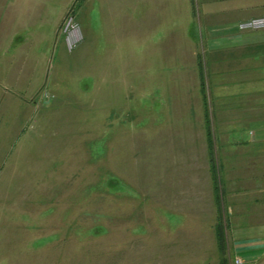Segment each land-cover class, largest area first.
Listing matches in <instances>:
<instances>
[{
  "label": "rangeland",
  "instance_id": "1",
  "mask_svg": "<svg viewBox=\"0 0 264 264\" xmlns=\"http://www.w3.org/2000/svg\"><path fill=\"white\" fill-rule=\"evenodd\" d=\"M176 2L169 21L136 32L133 0H73L44 79L11 80L9 93L0 79V264H264V250L252 261L237 250L246 229L264 230L252 203L264 181H242L264 157L245 128L247 92H227L249 70L230 42L255 40L264 28L241 25L264 13L221 32L240 18L218 8L227 1ZM86 20L121 38L86 42ZM213 241L217 256L183 253Z\"/></svg>",
  "mask_w": 264,
  "mask_h": 264
},
{
  "label": "crops",
  "instance_id": "2",
  "mask_svg": "<svg viewBox=\"0 0 264 264\" xmlns=\"http://www.w3.org/2000/svg\"><path fill=\"white\" fill-rule=\"evenodd\" d=\"M72 1L73 0H0V79L8 78V93L12 92L11 87H9L11 85V83H9L11 80L44 79L46 74V61L54 46L56 29L64 17L67 7ZM87 1L98 2L99 0ZM133 1V15H136V18L137 15L143 16V19L140 21L136 19L133 21L136 32L153 28L160 23L162 18H164L165 21H169L174 14L173 0H165V11L161 14L157 7V2L159 0ZM176 1L177 4H180L181 9L184 8L187 12L189 11V0ZM222 1L227 2H223L224 6L222 5L218 8H222L223 10L226 9V11H224L225 15H236L240 16V18H235L233 21H231V19L228 23L226 22L219 25L218 27L221 29V32L231 31L232 25L234 27L236 21L247 20L264 13V0ZM146 7L152 8L147 11L143 9ZM85 12H87L92 19L89 10L86 9ZM144 17L149 18L146 19L148 20L147 25ZM91 21L86 20L85 23L81 22V28L86 42L89 40L99 42L98 32L102 33V40L104 41H108L109 39L111 41L118 40L121 38L120 35H111L109 32L110 29L107 27L104 30L102 27L91 25ZM215 30L216 29H214V31ZM251 34L252 33L246 34L243 40L238 38V41H234L235 43L233 41L230 42V44H235V46L231 47L234 49L232 56L235 55L234 57L237 58H242L243 56V66L245 67L243 68L249 70L244 76L237 74L238 77L243 76V79H233L236 82L229 84L227 92L230 96L233 87L236 94L241 91L247 92L248 95L244 99V104H246L244 112L249 113L250 116L254 118H250V121L245 123V128L258 129L255 133L258 137L257 143L260 145V149L264 150V79H260L261 77L257 75L256 71L258 68L264 70V30L254 35L255 40L250 39ZM6 48H8V51ZM235 64H237L236 68L233 67L235 70L241 68L240 64L242 63L240 61L236 60ZM6 71H8V75H6ZM260 113L261 116H259ZM257 117L260 119H257ZM233 142L236 144L242 142L247 145L246 148H249L250 144V141H247V139H236ZM262 150L259 156L264 157V151ZM253 155L254 153H251L250 157ZM251 163L252 162L244 165V170L238 173L239 177L242 173H247V171H249ZM256 174L258 173H255V175L248 173L242 178V181L251 183V179H253L254 183H256L258 178L264 181V173L259 172L258 175ZM237 188L238 187L231 190L229 186L227 196H229L231 191L236 192ZM244 190L246 194L254 191L252 188L248 190L247 187ZM255 190L264 191V188H259L257 186ZM252 199V203L257 204L259 202L261 205L264 204V196L260 198L253 196ZM261 216L264 217V214ZM259 234L260 236L257 231L246 229L245 239L240 242V247L237 249L249 255L250 260L248 261H252L253 255L258 251L264 250V242L258 241L264 237V230ZM207 235H209V233L200 235V239ZM258 236L260 238H258ZM214 242L215 241H213L210 249L189 247L183 248V253L185 256L193 255L195 257H206V255L217 256L218 253L214 247ZM185 262H187L185 264H188L190 261L185 260ZM199 262L201 264H207L209 260L204 258L199 260Z\"/></svg>",
  "mask_w": 264,
  "mask_h": 264
},
{
  "label": "built area",
  "instance_id": "3",
  "mask_svg": "<svg viewBox=\"0 0 264 264\" xmlns=\"http://www.w3.org/2000/svg\"><path fill=\"white\" fill-rule=\"evenodd\" d=\"M70 21L71 19L68 18L67 20V24H66V28H67V37L69 38L70 36H73V29H75L74 27H71L68 29L69 25H70ZM242 28H254V29H258V28H264V19H251L249 21L244 22L241 25Z\"/></svg>",
  "mask_w": 264,
  "mask_h": 264
}]
</instances>
